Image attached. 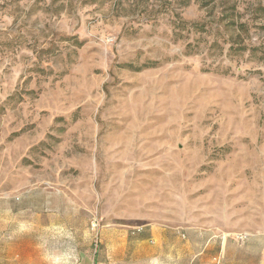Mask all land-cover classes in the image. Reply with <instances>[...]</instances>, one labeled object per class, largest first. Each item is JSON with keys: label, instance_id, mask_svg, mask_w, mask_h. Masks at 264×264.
Segmentation results:
<instances>
[{"label": "rangeland", "instance_id": "rangeland-1", "mask_svg": "<svg viewBox=\"0 0 264 264\" xmlns=\"http://www.w3.org/2000/svg\"><path fill=\"white\" fill-rule=\"evenodd\" d=\"M153 234L258 264L264 0H0V264Z\"/></svg>", "mask_w": 264, "mask_h": 264}, {"label": "crops", "instance_id": "crops-1", "mask_svg": "<svg viewBox=\"0 0 264 264\" xmlns=\"http://www.w3.org/2000/svg\"><path fill=\"white\" fill-rule=\"evenodd\" d=\"M176 241H180V238L177 237ZM130 244L134 247L133 249L120 248L108 253H111L112 257H116L120 264H127L129 257L132 258L131 264H182L187 260L191 264H200L205 252L202 249L188 248V242L182 245V248L172 247L166 234H153L149 238H138ZM227 252L229 253L223 249L214 256L217 264H221V258L225 257ZM244 253L245 256L255 258L258 264H264V249L259 251L244 249ZM228 264L235 263L229 260Z\"/></svg>", "mask_w": 264, "mask_h": 264}, {"label": "clouds", "instance_id": "clouds-1", "mask_svg": "<svg viewBox=\"0 0 264 264\" xmlns=\"http://www.w3.org/2000/svg\"><path fill=\"white\" fill-rule=\"evenodd\" d=\"M63 259L62 260H59L58 262H57V264H73V259H74V257H73V254L72 253H70V252H68V253H65L64 255H63Z\"/></svg>", "mask_w": 264, "mask_h": 264}, {"label": "trees", "instance_id": "trees-1", "mask_svg": "<svg viewBox=\"0 0 264 264\" xmlns=\"http://www.w3.org/2000/svg\"><path fill=\"white\" fill-rule=\"evenodd\" d=\"M153 65V64H152Z\"/></svg>", "mask_w": 264, "mask_h": 264}]
</instances>
